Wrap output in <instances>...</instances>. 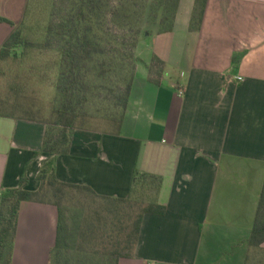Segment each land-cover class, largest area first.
Returning a JSON list of instances; mask_svg holds the SVG:
<instances>
[{
    "label": "crops",
    "instance_id": "obj_1",
    "mask_svg": "<svg viewBox=\"0 0 264 264\" xmlns=\"http://www.w3.org/2000/svg\"><path fill=\"white\" fill-rule=\"evenodd\" d=\"M28 4L0 0V16L19 26ZM196 6L179 0L172 30L143 39L118 134L80 129L69 154L45 153L47 125L4 111L0 94V209L23 177L38 190L52 162L59 180L115 197L139 169L163 178L167 211L144 216L134 256L119 264L245 263L264 187V0H207L192 28ZM14 30L0 20V50ZM58 226L57 206L24 203L11 264H50Z\"/></svg>",
    "mask_w": 264,
    "mask_h": 264
},
{
    "label": "trees",
    "instance_id": "obj_2",
    "mask_svg": "<svg viewBox=\"0 0 264 264\" xmlns=\"http://www.w3.org/2000/svg\"><path fill=\"white\" fill-rule=\"evenodd\" d=\"M111 1L63 0L67 6L54 30V39L59 44L61 55V70L52 108L53 118L50 121L42 120L47 125L42 146L45 153L55 156L69 154L75 132L89 130L84 126L103 112L97 106L106 105L107 109L100 117L113 121L116 130L112 133L121 131L135 78L137 66L132 59L143 18L141 14L136 15L139 10L135 4L114 6ZM206 4L207 0H197L192 28L201 24ZM178 5L179 0H163L159 5L158 9L164 10L159 22V33L172 30ZM108 19L132 35L130 47L133 50L128 56L108 52L102 45V35L98 31L103 27L107 31L105 23L109 22ZM0 20L15 26L0 50L2 65L4 61L18 55L17 49L34 45V42L24 36L15 22L3 16H0ZM53 29L54 26H51L48 31L51 33ZM53 35L49 36L46 43H52ZM123 40L127 42L126 35ZM153 61V67L157 65L159 69L163 65L156 57ZM2 102L3 110L8 111L5 109L9 107L8 103ZM16 106V110L21 107ZM27 115L34 116L31 113ZM38 179L41 182L38 190L25 188L28 183L25 176L18 187L7 188L2 193L0 264H11L19 212L27 202L50 203L59 210L58 235L51 251L50 264H119L120 259L134 256L144 216L164 215L167 211L166 205L159 202L163 178L139 169L134 172L127 197L101 195L90 186L63 182L56 175L54 162L43 168ZM139 189L148 190L146 200L140 201L135 197ZM64 201L81 206L77 217L78 227L73 232L62 208ZM246 242L249 252L244 264H264V187L255 222Z\"/></svg>",
    "mask_w": 264,
    "mask_h": 264
},
{
    "label": "rangeland",
    "instance_id": "obj_3",
    "mask_svg": "<svg viewBox=\"0 0 264 264\" xmlns=\"http://www.w3.org/2000/svg\"><path fill=\"white\" fill-rule=\"evenodd\" d=\"M163 0H112V5L122 4L130 6L135 4L141 14V30L138 36V43L134 49V60L137 66L138 48L146 35L153 32H159V22L163 16L164 10L158 9ZM67 4L63 0H29L28 7L25 12L23 22L19 25L24 36L34 42V45L26 48L17 49L18 55L4 61L0 69V94L3 95L9 107L5 109L15 114L31 113L36 118L50 121L52 117V108L55 105L57 95V82L61 70V55L59 52V44L55 41L54 30L58 23L62 20L63 9ZM167 16V14L165 15ZM122 20V19H120ZM105 23L107 31L103 27L98 32L102 35V45L108 52L119 53L128 56L133 50L130 47V35L127 30L119 25H115L113 21ZM110 25H112L110 27ZM54 26L51 33L49 27ZM110 28V29H109ZM52 36V43H46L49 36ZM126 35L127 42L123 38ZM111 95V93H109ZM15 105L19 110L14 109ZM13 108V109H12ZM96 110V107H94ZM93 108V109H94ZM97 109H107L106 105L97 106ZM95 110L93 111L94 113ZM102 112V113H103ZM100 113L92 119V122L84 127L102 131L104 133H112L116 130V126L108 118H101ZM148 190L139 189L135 197L146 200ZM67 217V224L73 232L78 227L77 217L80 212V205L64 201L62 208ZM77 238V235L74 239ZM255 254V252H254Z\"/></svg>",
    "mask_w": 264,
    "mask_h": 264
},
{
    "label": "built area",
    "instance_id": "obj_4",
    "mask_svg": "<svg viewBox=\"0 0 264 264\" xmlns=\"http://www.w3.org/2000/svg\"><path fill=\"white\" fill-rule=\"evenodd\" d=\"M181 93H183V90L181 91Z\"/></svg>",
    "mask_w": 264,
    "mask_h": 264
}]
</instances>
